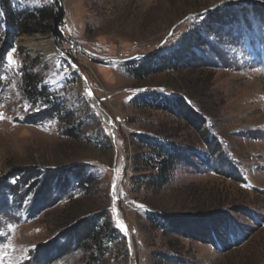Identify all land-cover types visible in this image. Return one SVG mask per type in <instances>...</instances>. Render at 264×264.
I'll list each match as a JSON object with an SVG mask.
<instances>
[{
	"label": "rangeland",
	"instance_id": "374dc122",
	"mask_svg": "<svg viewBox=\"0 0 264 264\" xmlns=\"http://www.w3.org/2000/svg\"><path fill=\"white\" fill-rule=\"evenodd\" d=\"M260 4L0 0V35L9 31L7 8L13 15L63 12L59 35H22L0 63V183L25 168L84 167L92 179L85 187L72 182L38 216L32 215L37 189L23 210L0 207V264H39V256L42 264H264V19L251 12ZM214 13L235 16L215 25ZM191 37L210 45L192 49L177 69L142 80L130 74L131 61L180 50ZM27 77L44 92L36 102L27 95ZM179 97L203 115L222 156L212 154L205 128L187 124L167 105L156 108ZM47 108L54 115L30 121ZM141 138L180 150L165 185V157ZM97 214L114 229L106 256L91 262L74 249L44 259L66 226ZM165 219L180 220L189 236L167 228Z\"/></svg>",
	"mask_w": 264,
	"mask_h": 264
},
{
	"label": "trees",
	"instance_id": "16d2710c",
	"mask_svg": "<svg viewBox=\"0 0 264 264\" xmlns=\"http://www.w3.org/2000/svg\"><path fill=\"white\" fill-rule=\"evenodd\" d=\"M251 12L257 18L264 19V5L260 4L253 6ZM228 15L214 13L211 15L210 21L211 23L218 25L228 21V17L233 19L235 16L232 13H228ZM5 17L6 22H8L9 31L5 35H0V63L3 62L5 55L13 47L15 41L22 35L31 36L37 33L46 34L49 31L55 32L59 35L60 33L58 30L63 17V12L61 9H37L34 13L31 12L30 14H27L26 11H23L18 15H13L12 11L7 8L5 11ZM209 45L210 44L207 40H200L199 38L195 40L193 37L185 39L180 50L172 51L164 56L157 55L156 57H144L131 61V63H128L129 72L134 79L142 80L146 77L158 74L163 70L177 69L186 59V54H189L192 49L198 46L200 48ZM2 84L3 81L0 78V85ZM26 84L27 95L34 102L39 99L40 95H44L43 91L39 92L37 90V87L31 78H26ZM163 105L168 106L167 110L171 111L170 108H172V111L176 115H180L187 124L195 128H205L206 121L203 118V115L196 113L194 106L189 101H186L184 97L174 99L164 98L161 105L157 103V107H155L161 108ZM55 112L56 111L53 108L44 109L33 115L30 121L32 123H39L43 119L54 115ZM206 132L208 131L206 130ZM207 135L209 137L207 136L204 140L209 146L212 154H214V157L222 156L221 145L218 144L213 136L210 137L209 132ZM140 140L142 143L145 142L147 145L152 146V149L156 150L155 152L159 157H165L160 162V174L163 178L161 180V185H165L167 183L168 170L173 167L175 162L181 159L180 150L176 148H166L165 145L153 144L150 139L141 138ZM226 163L227 162L225 161V164ZM225 164L223 168L221 167L222 170H224ZM215 171L221 176L228 175L227 173L224 175L222 171L218 169H215ZM235 173L237 180L241 181V176L238 171H235ZM11 179H13L15 183L12 184L10 181ZM75 181L78 186L85 187V185L91 183L92 179L87 177L84 167H78L76 169L71 168L65 171L48 172L36 168L15 170L6 178L4 183H0V194L2 196L0 207L3 211L7 209V193L14 195L15 202L19 203L32 192L37 191L32 205V213L33 215L38 216L43 210H48L60 202L61 198L68 192L72 182ZM55 191L58 192V195H55ZM20 193L22 195H20ZM104 218L105 214H97L75 219L69 226H66L65 230L59 235V239H65V243L60 245L59 239L56 242H53L48 249L49 254H43L44 256L47 255L44 259L51 262L54 257L52 256L53 253H55L56 258H60L63 255L70 254L74 249H83L88 254L87 256L91 262L99 260L97 257L98 255L100 256L99 258L106 256L107 249L105 246V240L109 234L112 236L111 234L114 232V229H110L108 224L103 223L104 220L102 219ZM163 221H167V228L172 229L173 232H180L182 235L189 236V231L186 232L182 227H179L182 226L180 220L165 219ZM203 226H205V224H203ZM197 234L199 235L201 232L198 231L196 232V235ZM45 252L47 253V251ZM38 260L41 261L39 264H42V261H44L40 259V256Z\"/></svg>",
	"mask_w": 264,
	"mask_h": 264
},
{
	"label": "snow or ice",
	"instance_id": "6c2138e0",
	"mask_svg": "<svg viewBox=\"0 0 264 264\" xmlns=\"http://www.w3.org/2000/svg\"><path fill=\"white\" fill-rule=\"evenodd\" d=\"M46 103V101H45ZM36 110H41L40 108H37ZM0 119H2V117H0ZM115 189V186H113V190ZM125 233H126V229H125Z\"/></svg>",
	"mask_w": 264,
	"mask_h": 264
},
{
	"label": "bare ground",
	"instance_id": "6f19581e",
	"mask_svg": "<svg viewBox=\"0 0 264 264\" xmlns=\"http://www.w3.org/2000/svg\"><path fill=\"white\" fill-rule=\"evenodd\" d=\"M26 42H27V40H26ZM86 91H87L88 95L90 96V90L88 88H86Z\"/></svg>",
	"mask_w": 264,
	"mask_h": 264
}]
</instances>
